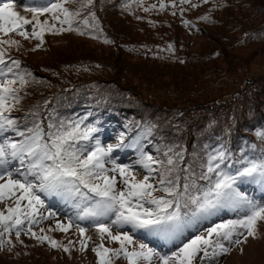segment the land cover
<instances>
[{
    "label": "rangeland",
    "instance_id": "obj_1",
    "mask_svg": "<svg viewBox=\"0 0 264 264\" xmlns=\"http://www.w3.org/2000/svg\"><path fill=\"white\" fill-rule=\"evenodd\" d=\"M30 1L32 0H11L15 4L16 11L31 19L32 14L24 9L44 4H33ZM114 1L124 2L120 4L122 8L127 9L125 5L127 7L131 6V11H134V14H141L142 16V18H136L135 15L130 17L131 20L128 21L130 27L126 29L130 36L120 35L122 29H125L123 28L124 20L122 19L124 17L119 16V9L116 5H113V3L115 4ZM8 2L9 0H0V3ZM49 2L54 3L57 0H47L46 3ZM192 2H195L191 7L192 15L182 14L177 17L173 11L184 9V6L180 7L183 3H186L182 0H142L140 3H137V0H93L92 5L83 9L80 7V0H70L66 6L70 10L81 12L77 22L73 24V29L79 27L84 30L82 19L88 18L91 12H95L96 18L99 16L103 18L104 16L106 19H111L109 20V26L106 27L114 34L115 39L118 38L121 43L120 45L117 44L119 47L109 40L103 41L101 38L95 37L92 32V29L96 30L93 21H90L93 27L87 29L83 35L75 30L62 33L46 31L43 40H40L31 36L25 39L18 33H12L10 36L0 33V39L19 41L18 45H0V51L5 54L6 65L13 67V73H8L6 78L13 79L17 75H24L28 81L23 87L19 83L16 84V87L20 90L21 100L9 113L10 118L16 119L18 131L27 130L25 124L19 122L18 119L21 118L26 120L29 117L31 121L41 120L45 129H47L50 122H80L79 120L69 121L70 119L61 114L64 110L57 107L58 102L61 100H58L59 97L56 98L54 92L55 90L66 89L84 79L85 73L81 70L82 62L80 58L84 54L104 55L107 57L103 58L109 59L111 65L115 63L118 68H120L119 65L125 67L122 72H125L128 77L129 74L131 75L135 87H132L131 91H126L124 96L122 87L124 90L127 87L123 84L124 80L119 79V83L114 81L105 82L106 89L102 92L107 93L108 88L110 91L116 92L114 94H117L112 96L127 98L134 108L131 107V104L126 108L132 111L135 119L136 115L141 112L145 117L148 115L150 118L148 121H151L154 125L169 122L172 128L178 129V131L175 130L177 133L185 130L183 140L186 141L182 142V145L186 149L188 147L189 132L200 135L204 130L214 129L218 121L222 128H226V122L229 123L231 122L229 120H233L234 116L241 115V109L246 116L252 114L250 95L245 92L241 94L239 91L241 89L245 90L244 86L247 81L252 83L264 76V34L257 38L254 35V32L258 29L257 25L264 22V0H198V2L193 0ZM161 4L173 5L172 7L160 9L159 12L162 14L159 17H154L155 14L152 11L155 7L152 6ZM145 8L149 10L145 11ZM207 10L210 13L206 12ZM204 17H207V19ZM40 19L41 21L49 20L50 23H56V26L60 27L58 22L51 20L50 13L40 16ZM132 20H136V22ZM25 30L31 33L32 25H26ZM135 41H138L137 44H134ZM150 42L154 43L150 44ZM124 44L132 50L134 46H138L134 48L133 53L131 51L128 55L121 54L122 60L116 63L119 51ZM225 51H228L229 56H234L235 59L226 62L224 60ZM13 60L20 62L18 68L12 65ZM222 63L228 68L230 66V69L234 70L235 73L222 74L226 72L224 68L220 67ZM237 66L238 70L236 72ZM99 68L98 70L105 74V79L111 76V73L106 70L109 67ZM221 69L223 70L220 71ZM216 73L219 75H216ZM87 75L86 73L85 76L87 77ZM103 77L101 75V78ZM117 77H121V75L117 74ZM88 83H90V88L94 87L92 82ZM42 86L44 91H41ZM37 90H40L41 93H38ZM45 92L50 93V95L42 96ZM34 93L38 100L43 98V105L46 106L42 108L43 111L40 116L32 114L24 116L25 112L22 110V104L26 103V100L31 94L32 97ZM251 102H254V98ZM51 108L57 113L56 117H53L55 112L53 113ZM126 113L121 111L119 116L113 115L116 116L113 118L105 116L102 120L111 128H114L111 126L114 125L123 132L124 128L114 123L113 120L116 121L121 116L131 114V112ZM82 115L91 114L86 112ZM42 116L43 119H41ZM198 122L200 125H196ZM143 129H137V132H133V135L136 133L133 137L132 134L122 133V140L121 136L115 140L112 139L116 135L99 138L103 147H107L111 142L113 144L119 143L121 146L122 144L126 145L128 142L130 145L128 148L136 150V154L128 158V163L124 160L116 162L133 166L137 179H142L147 174L146 169L136 164V161L140 159V150L143 149L145 153L154 157L158 155L157 151L151 153L146 151L145 137L141 133ZM109 130L110 128L106 127L104 132L107 133ZM2 135L3 138L11 136L10 139L14 141H18L17 138H24L12 130H8ZM178 139L182 140L180 135ZM174 143L179 144L180 142L176 140ZM206 145H210V143ZM149 149L152 150L153 148ZM208 150L210 151L211 147ZM203 151H205L204 146H200L198 154L203 156ZM108 167H111V165H108ZM110 175H115V173H110ZM117 179L119 181L120 178L117 177ZM153 182L155 183V180ZM117 186L121 187L119 183ZM262 190H264V187ZM156 194L162 195L159 192ZM262 194L264 195V191ZM41 195L48 202L45 201L47 204L45 203V208L41 211L45 216H47L48 211H52L55 216L43 219L38 224L33 225L32 231L38 235L47 234L56 240L60 246L53 247L48 241L41 242L28 234L27 222L22 226L19 236L16 235L15 228L12 229L11 233L3 232L0 229V240L4 242L0 246V264H99V257L94 251L98 245L103 243L108 248L119 247L118 243L111 241L106 235L101 240L100 234L93 223L75 222L79 223L81 227H87V232L83 237L78 232L75 224L67 232L56 229L57 221L66 225L68 220L72 219L66 211H68L67 205L72 204L74 201L69 199L68 202H65V199L57 196ZM8 206L9 204L0 203V211L7 214ZM73 214L75 215V211H73ZM235 218L237 217L219 216L199 231L202 232L205 228L212 226L213 223ZM41 229H44L45 233H41ZM117 231L118 229L113 227V233L115 234ZM195 234L196 232L192 235ZM135 236L137 246L139 243L144 242L162 254H171L187 241L186 237V240H182L183 242L181 241L175 246L167 248V246L159 244L161 243L159 238L165 241L162 237H145L140 232L135 233ZM85 239L87 240V247L82 250L81 241ZM165 243L167 242L165 241ZM225 244L228 246L227 242ZM65 248H68L69 251H65ZM202 255L201 253V256L195 259L194 264H264V222L258 224V235L255 238L249 237L246 242L231 245L229 253L208 260H202ZM115 264H128V262L126 259L118 258Z\"/></svg>",
    "mask_w": 264,
    "mask_h": 264
},
{
    "label": "snow or ice",
    "instance_id": "obj_2",
    "mask_svg": "<svg viewBox=\"0 0 264 264\" xmlns=\"http://www.w3.org/2000/svg\"><path fill=\"white\" fill-rule=\"evenodd\" d=\"M69 2L57 0L27 7L24 10L32 14L31 19L16 11L11 0L0 3V33L5 36L18 33L25 39L31 36L43 40L46 31L75 30L83 35L93 27L90 21H95V27H99L96 13L91 12L88 18L82 19L84 30L73 29L81 12L70 10L66 6ZM140 2L142 0H137ZM92 4L93 0H80L81 9ZM164 7V4L160 5L161 9ZM47 13L60 27L49 20L41 21L40 16ZM26 25H32L31 33L25 30ZM3 44L18 45L19 41L0 39V45ZM12 65L18 68L20 62L13 60ZM0 66H3L0 67V136L12 130L24 137L19 142L9 143L6 137L0 141V203L9 204L7 214L0 211L3 232L11 233L15 228L19 236L27 222L28 234L59 247L58 242L47 234L38 235L32 231L33 225L55 216L52 211H48L47 216L41 211L45 208V199L41 195L44 194L60 197L65 202L75 201L74 207L78 210L75 218L69 219L66 225L57 221L56 229L67 232L75 224L83 237L87 227L75 222L90 221L101 240L106 235L119 244L118 248H108L103 243L98 245L94 251L99 264H115L118 258L126 259L128 264H194L201 253V259L208 260L227 254L231 245H239L258 235V224L264 222V201L249 197L241 191L240 185L264 187V147L257 149L253 144L251 153L242 150L239 156L223 144L210 151L211 146L205 145L203 156L188 154L183 145L176 143L158 147L155 157L141 149L136 164L146 169L147 174L137 179L133 166L119 164L112 158L113 145L101 146L99 138L93 136L100 129L92 124L82 127L83 121H59L50 122L45 129L42 121L34 120L32 127L27 128V135L18 131L17 121L10 118L9 113L21 100L16 84L23 87L28 81L24 75L6 78L8 73H13V67L6 65L3 51H0ZM153 130L163 131L158 125L148 129L149 133ZM259 135L264 138V132ZM165 139L161 135V140ZM158 192L163 195H157ZM225 210L235 213L237 218L213 223L202 232L196 228L202 221L211 220ZM113 227L118 229L115 234ZM188 229H194L196 234L189 236L182 247L171 254H162L144 242L137 246L135 242L137 232L145 237L178 240ZM41 233L45 230L41 229ZM3 243L0 240V246ZM86 247L85 239L81 241V248ZM64 250L69 251L68 248Z\"/></svg>",
    "mask_w": 264,
    "mask_h": 264
},
{
    "label": "trees",
    "instance_id": "obj_3",
    "mask_svg": "<svg viewBox=\"0 0 264 264\" xmlns=\"http://www.w3.org/2000/svg\"><path fill=\"white\" fill-rule=\"evenodd\" d=\"M193 0H189V2L183 3L180 7L184 6V9L176 11L174 10V14L177 17H180V15H184V14H190L191 13V7L195 4V2H192ZM198 2V0H196ZM33 4H45L47 2V0H32L30 1ZM115 4L113 3V5L119 9L118 13L120 17H124L122 18L123 21V28H125L124 30L122 29V31L120 32V35L124 36V35H129V33H127L126 29H128L130 27L129 24V20L130 17H133L134 15L136 16V18H142L141 14H134V11H131V6L125 7L127 9L122 8V6L120 4L124 3V2H117L114 1ZM192 2V3H191ZM196 2V3H197ZM119 3V4H118ZM191 3V4H190ZM190 4L189 7H187V5ZM165 5V4H164ZM173 4H166L164 8L167 7H172ZM101 7V5L99 6V8ZM179 7V8H180ZM163 8V9H164ZM160 5H155L154 11H152L154 17H159L162 13L159 12L160 10ZM183 12V13H181ZM206 12H209V10H207ZM263 16V15H262ZM97 20L99 21V27H95L96 30L92 29L93 35L95 37H99L101 38L103 41H111L112 43H114L116 46H118L117 44L119 43V45L121 44L116 36L117 39H115V37L113 36L114 34L112 32H110V30L106 27L107 25L109 26V20L111 19H106L102 18V16H99L97 18ZM134 22H136V20H132ZM94 25H95V21H93ZM201 26V25H199ZM258 29L254 32L255 37H260L263 36L262 34H264V22H260L258 25ZM126 31V32H125ZM118 40V41H117ZM128 40V39H127ZM138 41H135L134 44H137ZM155 42V41H154ZM154 42H150V44L154 43ZM138 45L130 48L129 46H127L126 44H124L123 48H121V50L119 51L118 54V58H117V62L119 60H122L121 58V54L123 55H128L129 52L132 51V53L134 52V48L137 47ZM119 47V46H118ZM144 55V54H143ZM103 57H107L104 55H100V54H93V55H89V54H84L82 55L81 58V70L83 71V73L88 74L87 77L84 75L82 80H80L79 82H77V84H72L69 87H67L66 89H61L54 92V95L57 97H59L58 100H61L58 102L57 107L64 110V112H61V114L63 116H65L67 119H70L69 121H83V124H92L95 127H98L100 129L99 133H94V137L98 138L100 137H111L113 135H116L115 137H113L112 139H117L120 136L123 137L122 133H128V134H132L133 132H137V129L141 130L143 129V131L141 132L145 139H144V144H146V151L148 152H156L157 148H163L165 143H174L176 142V140H178L182 145V142L184 143L186 140H183L184 136H185V130L181 133H177L175 130L178 131L177 128H172L171 123L166 122V123H159L157 124L158 126H160L163 131L161 133H157L155 130H153L152 133H149L148 129L151 125H154L153 123H151L150 118L148 117V115L145 117L144 114H142L141 112H139L136 115V119L134 114L132 113V111H130L128 108L131 106V102L125 98L123 99L122 97H117V96H112V95H117L114 94L116 92L110 91L107 88V93L106 92H102V90H105V86L104 83L105 82H111L114 81L116 83H119V79L122 81L124 80V83L127 87L126 90L123 89L122 87V94L125 96V92L128 90H132V87H135V83L132 81L131 79V75L129 74V77L125 75L124 71L125 67H123L122 65H119L120 68H118V65H116L115 63L113 65L110 64L109 59L106 60ZM224 59V58H223ZM231 59V60H230ZM232 59H235L234 56H229V52L225 51V61L230 62L232 61ZM69 62V61H67ZM229 65V64H228ZM53 66V65H52ZM65 66V64H64ZM79 66V67H80ZM99 67L101 68H107L109 67V69H106L107 71H109L111 73V76L107 77V79H105V74H103L100 70ZM221 68H224V70H226V72L224 73H235L234 70L230 69L226 67V65L224 63H222L220 65ZM60 68V67H58ZM62 69V68H61ZM223 69H221L220 71H222ZM238 70V66L236 67V72ZM62 71V70H61ZM218 71V70H216ZM219 71V72H220ZM95 74H94V73ZM93 73V74H92ZM113 73V74H112ZM118 75H121V77H117ZM101 75H103L104 77L101 78ZM216 75H219L218 73H216ZM92 76V77H91ZM123 76V77H122ZM122 78V79H121ZM38 82V81H37ZM88 82H92L94 84L93 88H90V83ZM264 76L262 77V79L260 80H254L252 83L251 82H246L245 84V90L239 91V93L243 94V92H245L246 94L250 95L251 101L252 98H254V102L250 101L251 104V109L253 110L252 114H248L247 116L245 114L242 113V109H241V115L238 114V116H234L233 120H229L231 122L227 123L226 128H222L221 124H219L220 122L218 121L214 127V129L211 130H204L200 135H194L193 132L188 134V140H187V153H197L198 154V149L200 146H205L207 143H210L211 148H219L220 145H225L226 148L233 154H235L236 156H239L242 150H246L248 153H251L253 151V149L251 148V145L255 144L257 146V149H259L260 147H264V138L261 137V135H259L261 132H264ZM252 84V86H250ZM125 87V88H126ZM41 91H44V87L42 86ZM62 91V92H61ZM37 92L39 93L40 90H37ZM41 93V92H40ZM63 93V95H61ZM32 95V94H31ZM30 97L26 100V103L22 104L23 108L22 110L25 112L24 116L29 115V114H34V113H38L39 116L43 111V107H45L43 104V98H41L40 100H38L36 98V94L34 93L33 96ZM50 95V93L45 92L42 96H48ZM123 96V97H124ZM117 97V98H116ZM38 100V101H37ZM246 101V100H245ZM40 104V105H39ZM104 104V105H101ZM131 104V105H130ZM245 106V105H244ZM52 107V106H51ZM131 107L134 108V106L132 105ZM53 110V108H51ZM71 110V111H70ZM121 111H125L127 113L131 112V114L129 115H125V116H121L119 120H113L114 123H117L118 125L122 126L124 128V131L121 132L120 129H117V126L115 127L114 125H111L114 128H111L105 121H103L102 119L105 118V116L109 117V118H113L116 116L113 115H118L119 116V112ZM55 112V110H53V113ZM90 113L91 115H82L84 113ZM126 113V114H127ZM112 114V115H111ZM124 114V113H123ZM60 115V114H59ZM52 116V114H51ZM57 113L55 112V116L56 117ZM129 117V118H128ZM27 118V117H26ZM242 118V119H241ZM43 119V116L42 118ZM19 122H22L23 124H25L26 128L32 127L33 121H31V119L28 117L26 120L21 118L18 119ZM24 120V121H23ZM38 120V119H35ZM41 121V120H40ZM179 123V122H178ZM196 125H200V123H196ZM176 127V125H174ZM173 126V127H174ZM19 127V126H18ZM110 128L109 131L104 132L105 128ZM23 132L27 133V130H23ZM130 132V133H129ZM136 133H134L135 135ZM178 134V135H177ZM133 134L131 135L132 137L134 136ZM161 135L165 136V140H161ZM180 135V139H178V136ZM175 136V138H174ZM177 136V137H176ZM11 136H8V142L11 143L14 140L10 139ZM17 138V137H16ZM3 139V135L0 136V141H2ZM24 138H17L18 141H14V142H19ZM13 143V142H12ZM122 143V142H121ZM92 144H95V139H93ZM117 144H113V142H111L110 145H113V153H112V158L115 159L117 162H119L120 160H124V162L128 163L129 161L128 158L131 155H135L136 154V150L135 149H129L128 147L130 146L129 143L127 142L126 145L122 144V146L120 147H115ZM205 144V145H204ZM121 145V144H119ZM149 148H153L152 150ZM204 152V151H203ZM200 155V154H199ZM188 155L186 154V159H188ZM240 189L241 191L245 192L249 197L258 200V201H264V195L262 194L264 190L263 187H261L258 184H243L240 185ZM163 195V193H162ZM44 198V197H43ZM45 199V198H44ZM47 202V199L45 200ZM45 202V203H46ZM48 203V202H47ZM46 203V204H47ZM74 203L72 204H68L67 205V209L68 211L67 214H69L72 219L75 218L76 214H77V209L74 207ZM73 211H75V215L73 214ZM219 216H226L227 218L230 216H236L235 213L225 210L223 212H221V214ZM217 216V217H219ZM217 217H213L211 218V220H206V221H202L199 225L196 226L197 229H202L203 227H206L207 225H209L214 219H217ZM78 222H84V223H91L90 221H78ZM196 231L194 229H188L185 233V235L183 237H181L178 240H168V239H164L167 243H165V241H162V239L159 238V243L160 245H165L167 246V248H170L172 246H175L176 244L180 243L183 239H185L186 237L188 238L189 236H191L193 233H195ZM186 240V239H185ZM183 242V241H182Z\"/></svg>",
    "mask_w": 264,
    "mask_h": 264
}]
</instances>
